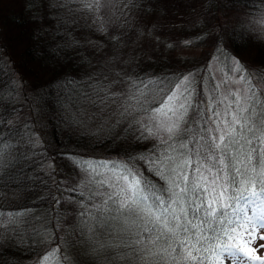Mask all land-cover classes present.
Returning a JSON list of instances; mask_svg holds the SVG:
<instances>
[{"label": "trees", "instance_id": "1", "mask_svg": "<svg viewBox=\"0 0 264 264\" xmlns=\"http://www.w3.org/2000/svg\"><path fill=\"white\" fill-rule=\"evenodd\" d=\"M190 50L199 53L187 54ZM4 63L0 264H37L38 260L40 264H125L120 258L121 239L106 236L96 224L101 214L93 205L100 200L90 193L99 188L98 182L80 167L85 159L75 156L74 150L84 153L110 146L105 156L117 158L95 162L110 163L167 139V133L160 131L137 144L132 133L122 138V126L115 132L101 128L102 97L109 98L104 107L111 111L112 99L120 104L135 92L133 81L140 85V81L186 76L179 92L190 90L193 103L209 101V113L223 101L216 108L223 112L232 102V91L222 94L212 72L226 67L241 75L245 94L250 82L258 99H264L259 97L264 89V0H30L27 5L26 0H0V64ZM21 76L23 84L18 83ZM96 88H102L99 95ZM191 116L189 110L188 124L181 128L191 124ZM137 119L157 130L150 114L141 113ZM61 126L68 131L62 134ZM45 128L53 129V134L55 130V136H46ZM39 134L45 145L39 146ZM89 139L96 145L89 147ZM50 156L55 158L51 166L46 164ZM67 158L74 168L63 164H68ZM244 205L238 204L243 216ZM89 238L97 243L90 249L83 246ZM236 244L242 251L238 236Z\"/></svg>", "mask_w": 264, "mask_h": 264}, {"label": "snow or ice", "instance_id": "2", "mask_svg": "<svg viewBox=\"0 0 264 264\" xmlns=\"http://www.w3.org/2000/svg\"><path fill=\"white\" fill-rule=\"evenodd\" d=\"M35 51L41 55L39 48ZM6 67L0 64V73ZM184 80L186 76L140 85L133 81L135 92L118 106L112 99L111 111L104 107L109 98L102 97L101 128L115 132L122 126V138L132 133L137 144L160 131L167 139L110 163L81 160L80 167L103 190L90 193L100 200L93 205L101 214L96 224L121 234L125 264H253L236 238L261 241L259 247L264 248V235L255 233V228L264 232V216L253 226L238 204L259 203L255 210L264 213V99H258L256 86L249 82L245 95L231 92L232 102L223 112L216 111L220 101L209 113V101L193 103L190 90L178 91ZM18 83L23 84L22 76ZM101 91L96 88L98 95ZM259 97L264 98V89ZM189 110L191 124L181 128L188 124ZM141 113L150 114L156 131L137 119Z\"/></svg>", "mask_w": 264, "mask_h": 264}, {"label": "rangeland", "instance_id": "3", "mask_svg": "<svg viewBox=\"0 0 264 264\" xmlns=\"http://www.w3.org/2000/svg\"><path fill=\"white\" fill-rule=\"evenodd\" d=\"M193 53H199V50H190V51L187 52V54H193ZM182 54L186 55L184 52H182ZM195 58H196V60L203 59V58H201V56H196ZM248 59H250V58L248 57ZM232 61H236V59H233ZM212 73H213V79L212 80H213L214 84L219 86L222 94H224V93H226L228 91H232V92H237L241 96L245 95L244 88L242 87L241 75H238L236 73V71H232V69H231V71H229L228 68L225 67V69L220 68V69H218L216 71L213 70ZM253 74L255 75L256 79H258L256 74L255 73H253ZM256 82H257L258 85H262L261 80H257ZM210 85H211V80H210ZM24 86L28 87V85H26V84ZM209 87L210 86H208L207 82H206L205 83V88L206 89L208 88L207 92L210 91ZM24 93H27V94L31 95V92L28 89H25ZM153 127H154V129H156V124H153ZM59 128H61V130H62L61 133L62 134L64 132L68 131V127L61 126ZM81 128H86V127L83 126ZM45 129L47 131L46 132V136L49 137L50 134H53L52 133L53 129H51V130H49L48 128H45ZM54 134H55V130H54ZM57 137H59V135ZM98 137H100V136H98ZM38 139L40 140L39 146L45 145L44 142H42L43 140H42V136L40 134H39ZM118 140H120V139H118ZM91 141H92V139H89L88 142H87L89 147L96 145V142L91 143ZM47 148H49V147H47ZM109 149H110V146L107 147L106 145H104L100 149H97V150H94V151H88V152L86 151L84 153H81V151L79 149H75L73 154L75 156H78L79 154L83 155L82 157L85 160H87L89 163H95L97 160L106 159L105 157H107V156H105V153ZM112 157L113 158H117L116 156H109L107 158L109 160V158H112ZM50 158H51V160L47 161L46 164L51 166V165H54L55 158H54V156H50ZM122 158L124 159V157H122ZM67 160H68V164L66 162H63V164L65 166H69V167H73L74 168L73 163L68 158H67ZM95 190H99V188H96ZM244 213H245L244 217H251L252 218L253 226L255 224H257V223H260L261 222V217L264 216V213L257 212L255 210V208H253L251 206V204H246V203L244 205ZM248 226H249L248 224H245V228H247ZM100 228H103L106 231V232H104V233H106L105 234L106 236L110 235V234H114V235H116V239H121V234L118 232V230L105 229L104 227H101V226H100ZM242 231H243L242 229H239L238 232H242ZM255 233H256L257 236L264 235V232H261L259 228H255ZM83 240H85V239H83ZM238 241H239V244H240V248L242 250L241 253L244 256H247L253 262V264H264V248H260L259 247V244L261 243V241H256L254 243H247V242H245L243 240V237L240 236V235H238ZM95 245H97V243L92 238L86 239L85 242H83V246L84 247L86 246L88 249L92 248ZM249 249H251L250 253L248 251ZM257 258H259V259H257Z\"/></svg>", "mask_w": 264, "mask_h": 264}]
</instances>
